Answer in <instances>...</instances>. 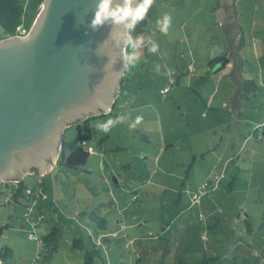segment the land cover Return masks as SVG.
<instances>
[{
	"label": "rangeland",
	"instance_id": "1",
	"mask_svg": "<svg viewBox=\"0 0 264 264\" xmlns=\"http://www.w3.org/2000/svg\"><path fill=\"white\" fill-rule=\"evenodd\" d=\"M215 6L153 0L147 57L126 68L112 108L89 117L93 152L85 164L72 169L57 159L47 173L24 176L38 201L28 220L24 201L6 202L12 189L1 187L0 264H83L85 249L73 248L75 238L86 248L98 242L94 264H264V134L252 135L256 125L264 132V1L238 0L245 77L257 83L238 115L228 99V61L217 72L207 64L219 48ZM166 14L165 33L156 21ZM153 39L160 47L149 53ZM117 117L123 122L98 131ZM77 145L71 125L63 154ZM223 168L219 186L193 204L195 190ZM92 212L105 218L104 228Z\"/></svg>",
	"mask_w": 264,
	"mask_h": 264
},
{
	"label": "water",
	"instance_id": "2",
	"mask_svg": "<svg viewBox=\"0 0 264 264\" xmlns=\"http://www.w3.org/2000/svg\"><path fill=\"white\" fill-rule=\"evenodd\" d=\"M96 3L42 0L25 34L0 38V186L47 173L63 156L66 128L112 108L126 70L124 30L93 31ZM217 12L237 46L238 0H219Z\"/></svg>",
	"mask_w": 264,
	"mask_h": 264
},
{
	"label": "trees",
	"instance_id": "3",
	"mask_svg": "<svg viewBox=\"0 0 264 264\" xmlns=\"http://www.w3.org/2000/svg\"><path fill=\"white\" fill-rule=\"evenodd\" d=\"M41 2L42 0H0V28L2 30L0 38L18 34L19 27H24L27 31L39 9ZM145 25L146 18L140 25H137L136 29L132 33L133 39L139 38L143 42L141 47L137 49L139 56L143 57H147L146 44L149 41L148 34L144 29ZM243 44L244 42L242 38L237 46H234L232 42L229 41V50L227 55L224 57H215L208 62V67L213 69L216 63L225 61L226 58L231 61L229 77L234 85V89L230 95V103L234 108H240L242 102L245 99L251 98V95L254 94L255 90L257 89V83L255 79L246 78L244 74L245 71L248 70V65L246 59L240 57L239 54ZM220 69H222V66L218 67L215 72L219 71ZM75 129L78 145L67 156H65L61 150V154L63 156L62 158L58 159V162L61 165L72 169H77L84 165L90 154L85 149V146L82 145V141H85L88 144L87 140L91 138L89 117L86 120L75 124ZM2 186H10L12 189V200L7 202L12 201L15 204H19V199L23 198V189L28 185L24 183L23 179L18 180L16 184H13L12 182H4L0 186V194ZM89 217L92 221H97V227L104 228L106 224L105 218L98 216L97 213L94 212H92ZM5 227L6 225L0 226V236L2 234L3 228ZM55 231L56 228L53 232L47 236H44L42 241L44 242L48 238L52 237ZM91 244V248H86L81 238H75L73 240L74 249H85L83 264H94V259L100 256V252L97 247L98 242L96 240H91ZM236 258V256L233 257L234 262L236 261ZM242 261L247 263L248 259L244 258Z\"/></svg>",
	"mask_w": 264,
	"mask_h": 264
},
{
	"label": "clouds",
	"instance_id": "4",
	"mask_svg": "<svg viewBox=\"0 0 264 264\" xmlns=\"http://www.w3.org/2000/svg\"><path fill=\"white\" fill-rule=\"evenodd\" d=\"M153 0H97L94 14L89 22V27L93 31H97L104 26H109V35L117 26L124 30L123 48L121 62L126 68H133L139 61L137 49L141 47L142 41L139 38L133 39L132 33L137 25H140L148 14ZM171 23V16L164 15L162 19H157L156 25L161 32H167ZM149 53H156L159 50V43L156 40L149 42ZM157 65V70H159ZM167 91V89H164ZM143 119L137 116L135 123H139ZM123 118L117 117L115 121L107 120L97 125V129L101 134L107 133L111 127L117 123H122ZM133 127L135 124L132 125Z\"/></svg>",
	"mask_w": 264,
	"mask_h": 264
},
{
	"label": "built area",
	"instance_id": "5",
	"mask_svg": "<svg viewBox=\"0 0 264 264\" xmlns=\"http://www.w3.org/2000/svg\"><path fill=\"white\" fill-rule=\"evenodd\" d=\"M19 33L20 34H25L26 33V29L24 27H19ZM191 69V67H190ZM161 92L165 93L164 89H161ZM262 130V125H256L254 128V131L252 132V135H254L256 133V138L257 139H261L262 135L259 131ZM82 145L85 146V149L87 150V152L92 153L93 152V148L87 144L85 141H82ZM224 172L225 170H222L219 173H215L212 175V177L207 180L204 181V183L198 187L195 192H194V196L192 198V203L193 204H198L201 196L206 194L209 190H215L218 187V183L219 181L224 177ZM13 184H16V182H13ZM38 190H37V197L44 199L46 198V194L44 193V190L42 189L41 184L38 183ZM41 186V187H40ZM34 188L26 186L23 189V198L22 200L24 201V205L26 208V211L24 213V218L26 220L29 219L30 215L32 214V212L34 211V206L37 204V198L34 196ZM6 202L9 200H12V190L9 194L6 195ZM41 216H38L37 220H40Z\"/></svg>",
	"mask_w": 264,
	"mask_h": 264
},
{
	"label": "crops",
	"instance_id": "6",
	"mask_svg": "<svg viewBox=\"0 0 264 264\" xmlns=\"http://www.w3.org/2000/svg\"><path fill=\"white\" fill-rule=\"evenodd\" d=\"M186 2V1H185ZM219 8V0H216V6L214 7V9H212L213 10V12H215L216 14H217V16H218V21H219V23L218 24H220V16H219V13L217 12V9ZM220 33H219V35H218V39H219V48L217 49V51L215 52V54L213 55V57H210V59H209V61L210 60H212L213 58H215V57H224V56H226L227 55V53H228V50H229V44H228V42H227V38H226V35H225V33H224V30H223V28H222V26H221V24H220ZM241 38L243 39V37H242V28H241V25H240V40H241ZM240 40H239V43H240ZM243 47V46H242ZM239 54H240V57H242V58H244L243 56H242V48H241V50H240V52H239ZM245 59V58H244ZM208 60H207V62H209ZM225 61H228V64H229V66H230V68H231V61L229 60V59H225ZM224 61V62H225ZM208 64V63H207ZM230 72V71H229ZM245 74V73H244ZM229 75V74H228ZM230 78V77H229ZM231 80V79H230ZM233 88H234V85H233ZM231 95V94H230ZM229 100H230V96H229V98H228ZM262 134H264V132H262ZM263 136V135H262ZM232 158H234V156L232 157ZM232 158H230L229 159V157L227 158V160L229 159V160H231L232 161ZM223 170H224V168H223ZM226 172V171H225ZM225 172H224V177L223 178H225L226 176H225ZM220 183V182H219ZM218 186H219V184H218ZM230 187H231V184L229 185Z\"/></svg>",
	"mask_w": 264,
	"mask_h": 264
},
{
	"label": "flooded vegetation",
	"instance_id": "7",
	"mask_svg": "<svg viewBox=\"0 0 264 264\" xmlns=\"http://www.w3.org/2000/svg\"><path fill=\"white\" fill-rule=\"evenodd\" d=\"M123 78V77H122ZM122 84V83H121ZM17 182V181H16Z\"/></svg>",
	"mask_w": 264,
	"mask_h": 264
}]
</instances>
